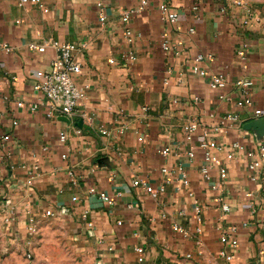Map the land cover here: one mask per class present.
<instances>
[{"label":"crops","instance_id":"0c3cea01","mask_svg":"<svg viewBox=\"0 0 264 264\" xmlns=\"http://www.w3.org/2000/svg\"><path fill=\"white\" fill-rule=\"evenodd\" d=\"M235 1L223 0L228 10L222 14L213 0H104L107 19L102 23L95 0H43L48 13L31 4L19 6L20 0H0V42L12 48L0 59V137L9 136L0 147V249L32 253L29 224L55 220L74 232L77 245L95 264L262 263V180H250L244 154H217L229 174L222 197L232 211L225 216L212 183L200 174L199 141L188 143L183 130L188 121H196L199 135L224 115L238 114L239 124L211 140L241 142L248 149L264 142V116L254 114L264 111V0H243L261 17L248 26ZM164 5L178 13L177 24L161 20ZM125 10L132 11L126 25L121 21ZM126 28L135 35L131 44ZM163 39L171 50H163ZM53 41L86 45L75 55L82 67L76 83L89 87L78 105L86 116L82 128L48 118L45 105L30 109L44 102L35 86L56 56L49 46ZM32 43L48 47L40 53L30 50ZM243 46L245 60L238 56ZM128 53L134 61L124 59ZM198 55L206 57L201 69L225 77V89L213 91L209 78L193 73ZM241 78L254 82L251 108L239 105L243 97L234 85ZM251 123L255 129H245ZM166 148L170 154L163 156ZM189 151L195 153L192 162ZM34 167L38 176L31 181ZM183 173L188 189L181 186ZM213 175L216 179L217 169ZM136 179L166 191L154 199L131 186ZM91 188L110 196L113 205L89 194ZM49 210L58 217H45ZM9 216L13 221L6 223ZM233 228L239 246L226 249L232 257L227 259L221 255V235Z\"/></svg>","mask_w":264,"mask_h":264},{"label":"built area","instance_id":"2783aa9c","mask_svg":"<svg viewBox=\"0 0 264 264\" xmlns=\"http://www.w3.org/2000/svg\"><path fill=\"white\" fill-rule=\"evenodd\" d=\"M97 4V8L99 10L100 21L102 23L106 22V15L104 13V0H95ZM218 2L220 12L222 14L227 12V7L224 5L223 0H213ZM31 4L37 9L43 10L45 13H48L49 10L45 8L43 0H20L19 6ZM146 5V1H142V7ZM234 7L240 9L244 15V25L248 26L252 22L260 23L261 17L257 14V10L253 5L246 3L243 0H236L233 4ZM194 10L198 12V5L194 6ZM132 11H123L121 16V21L126 25L129 23L130 16ZM197 18L199 15L197 14ZM179 15L177 12L172 11L168 5H164L161 7V20L165 23L177 24L179 22ZM189 32L193 34L195 32L194 29H190ZM125 38L129 44H131L135 38V35L132 30L126 28L125 30ZM56 53L55 58L52 60L50 64V68L41 74V80L36 84L35 90L41 94L44 102L42 103H34L31 105V111H36L40 106L45 105L47 107V117L50 119L66 117L71 123H77L80 120L86 119V116L82 114L78 105L81 100L85 98L87 95V90L89 87L87 86H79L76 83V77H78L82 73V67L80 62L76 58V53L82 51L86 48V45L78 46L76 44H71L67 42L61 41H53L49 45ZM48 45L38 46L37 44L32 43L29 48L32 51H37L40 53L45 52ZM162 48L164 51L171 50V44L168 39H163ZM12 52V48L6 43L0 42V59L2 53L10 54ZM247 49L246 46H243L239 52L238 56L243 60L246 59ZM206 57L203 55H198L195 59V65L193 66V73L199 75L203 78H209V87L213 91H221L225 89L228 85L227 80L223 75H209L205 70L199 67V63H201ZM124 59L128 61H134L135 56L131 53L124 55ZM111 64H115L116 61L111 59L109 61ZM235 89L241 94L242 101L240 102L241 108H251L253 106V101L251 98V90L254 86V82L251 79L241 78L235 82ZM221 99H225V96H221ZM7 97H4V100H7ZM19 107H22L23 104L19 103ZM255 117H263L264 111L261 109H257L254 111ZM1 116V114H0ZM240 118L238 114H226L224 115L218 125L205 128L202 132L197 135L200 131V124L196 121H188L184 126L183 130L185 133V137L187 142H192L195 139L199 141L200 150L203 152L204 165L200 170V174L205 181L212 183L211 189L218 194L217 201L221 204L222 212L225 216L231 213L232 209L230 205L223 201L222 193L225 189L227 180L229 179L228 171L225 167L222 166L220 158L217 154L224 153L225 151L230 152L231 154H244L247 157V169L249 172V177L252 182H259L262 179L264 174V142L259 143L257 147L254 149H248L241 142H234L229 145L220 144L215 141H212V136L216 137L217 135L222 134L226 129L233 127L236 124H239ZM16 124V123H15ZM126 130L123 127L120 132L124 133ZM76 132L78 134L81 133V130L76 128ZM103 134L109 135L110 133L103 130ZM8 135H3L0 137V147H2L8 140ZM61 141H65L67 139V134L62 132L60 134ZM163 156H168L170 154V149L166 148L162 151ZM63 158L66 159L67 156L63 155ZM195 158V153L193 151L188 152V160L192 162ZM217 169L218 176L215 179L213 175V171ZM183 171L182 168H180ZM38 167H34V170L31 175V181L35 180L38 176L37 174ZM167 170L164 169L163 173H166ZM184 176L181 180V186L184 189H188L190 186V182L187 178V175L183 173ZM74 184V182H73ZM132 187L135 189H142L148 194H150L154 199H159L160 196L165 193L166 188L160 187L155 189L147 182L136 179L131 183ZM262 190V189H261ZM89 194H94L99 197L101 201L105 204L112 206L113 200L107 194L98 191L96 188L89 189ZM189 197L194 198V194L192 192H188ZM248 197H253V193H248ZM77 197L73 198V201L76 202ZM201 205L196 202V211L200 213ZM89 212H84L83 218L87 219ZM45 217L47 218H55L58 215L49 210L46 211ZM13 221V217L9 216L5 219L6 223H10ZM120 224V223H119ZM88 227L92 228L93 224L88 223ZM38 225L34 223H30L28 226V236H29V245L32 244L34 236L38 232ZM175 229L183 233L187 234V231L176 225ZM236 228H233L231 232H223L221 235V242L225 246V250L222 251L221 255L227 259H231L232 257L228 255L226 249H236L239 246V242L237 237L235 236ZM137 252H142L141 249H138ZM26 258L28 260L32 259V253L28 252L26 254ZM187 260L192 259L191 254H187L185 256Z\"/></svg>","mask_w":264,"mask_h":264},{"label":"rangeland","instance_id":"374dc122","mask_svg":"<svg viewBox=\"0 0 264 264\" xmlns=\"http://www.w3.org/2000/svg\"><path fill=\"white\" fill-rule=\"evenodd\" d=\"M261 180V198L264 201V174ZM46 221L39 225L34 236L31 260L26 258L28 252L20 247H6L0 249V264H95L77 245L74 232L60 221ZM12 254L15 255L13 259ZM261 256V264H264V254Z\"/></svg>","mask_w":264,"mask_h":264},{"label":"water","instance_id":"95a60500","mask_svg":"<svg viewBox=\"0 0 264 264\" xmlns=\"http://www.w3.org/2000/svg\"><path fill=\"white\" fill-rule=\"evenodd\" d=\"M61 119L66 120L68 123L71 122V121H70L68 118H66V117H61ZM82 123H83V120H80L79 122L75 123V126H76V127H79V128H82ZM253 128H254L253 123H251V124L245 126V129H248V130H252ZM254 129H255V128H254Z\"/></svg>","mask_w":264,"mask_h":264}]
</instances>
